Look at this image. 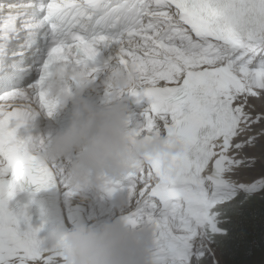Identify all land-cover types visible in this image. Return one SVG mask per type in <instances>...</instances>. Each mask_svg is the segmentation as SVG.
Returning a JSON list of instances; mask_svg holds the SVG:
<instances>
[{"label": "snow or ice", "instance_id": "6c2138e0", "mask_svg": "<svg viewBox=\"0 0 264 264\" xmlns=\"http://www.w3.org/2000/svg\"><path fill=\"white\" fill-rule=\"evenodd\" d=\"M118 69L134 73L122 97L148 100L132 131L178 149L96 186L123 192V223L153 224L151 264H264V0H0V264L64 261L9 207L59 178L16 129L63 107L55 74L72 73L74 100L83 77L107 103Z\"/></svg>", "mask_w": 264, "mask_h": 264}, {"label": "clouds", "instance_id": "9594fccd", "mask_svg": "<svg viewBox=\"0 0 264 264\" xmlns=\"http://www.w3.org/2000/svg\"><path fill=\"white\" fill-rule=\"evenodd\" d=\"M71 75L55 74L56 82L51 88L50 94L58 97L63 106L74 99L61 87L60 80ZM78 79L81 92L87 80ZM133 84L131 69L115 70L109 79L110 102L97 106L80 100L68 125L46 138L42 155L50 159L70 156L65 177L73 189L96 188L101 178L126 174L134 165L157 155L161 164L167 166L178 150L164 137L132 131L128 105L121 94ZM154 232L150 222L128 225L116 217L95 227L76 225L54 230L44 239L49 247L63 253V264H151Z\"/></svg>", "mask_w": 264, "mask_h": 264}, {"label": "bare ground", "instance_id": "6f19581e", "mask_svg": "<svg viewBox=\"0 0 264 264\" xmlns=\"http://www.w3.org/2000/svg\"><path fill=\"white\" fill-rule=\"evenodd\" d=\"M76 225H78L77 222H76ZM40 229H41V231L39 232V235L42 237L43 232L47 229V227H46V226H43V227L40 228Z\"/></svg>", "mask_w": 264, "mask_h": 264}]
</instances>
